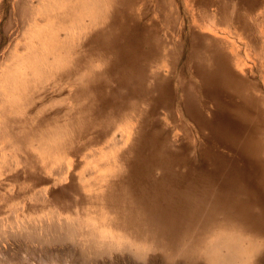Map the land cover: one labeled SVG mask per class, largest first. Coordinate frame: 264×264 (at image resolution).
Wrapping results in <instances>:
<instances>
[{
	"label": "rangeland",
	"instance_id": "rangeland-1",
	"mask_svg": "<svg viewBox=\"0 0 264 264\" xmlns=\"http://www.w3.org/2000/svg\"><path fill=\"white\" fill-rule=\"evenodd\" d=\"M47 1L0 0V85L38 25V77L0 101V264H201L216 233L264 238V0H81L74 29Z\"/></svg>",
	"mask_w": 264,
	"mask_h": 264
},
{
	"label": "bare ground",
	"instance_id": "bare-ground-1",
	"mask_svg": "<svg viewBox=\"0 0 264 264\" xmlns=\"http://www.w3.org/2000/svg\"><path fill=\"white\" fill-rule=\"evenodd\" d=\"M72 1H75V3H72ZM82 4L85 5V2L82 3L81 0H49L45 2L43 14L45 15L47 12V17L45 18L51 21V23L66 17L59 21L60 29H62L65 24L71 29H74L76 24L81 26L80 17L88 16L91 18L96 10L91 6L90 2H88L85 9L81 12H77V9L83 6ZM34 10L37 11L38 14V6ZM30 14H25L24 17L30 16ZM55 16L57 17L52 19ZM35 21H38V18L35 19ZM27 30H31L32 33L22 35V44L25 50L27 46H30L34 41L36 35L38 37V25L31 26V28ZM24 49L21 58L19 59V57H17V65L10 69V74L16 72V75L14 77L9 76V78L4 80V83L0 85V101L10 99V101H5L8 105H13L14 100L11 99L17 98V93L23 88L21 87L22 84L29 82L25 71L35 70L34 72H30V75L38 77V65H34V62L38 63V50H36V53L31 50L25 53ZM33 53L35 56L32 57ZM13 136L14 135H12V137ZM244 235L246 234L238 231H232L231 233H216L203 243L200 242L201 244L196 246L195 249L193 248L188 256V260L190 262H200L201 264H259L258 256H261L260 253L262 254L264 251V238L260 239L257 236L250 238ZM139 258L141 259V257Z\"/></svg>",
	"mask_w": 264,
	"mask_h": 264
}]
</instances>
